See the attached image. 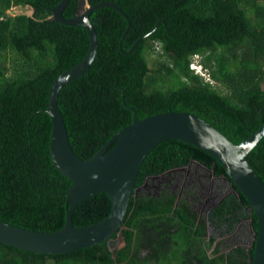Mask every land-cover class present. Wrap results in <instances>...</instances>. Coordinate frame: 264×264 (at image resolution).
Masks as SVG:
<instances>
[{
	"label": "trees",
	"instance_id": "1",
	"mask_svg": "<svg viewBox=\"0 0 264 264\" xmlns=\"http://www.w3.org/2000/svg\"><path fill=\"white\" fill-rule=\"evenodd\" d=\"M61 1L0 0V221L42 232L63 228L72 186L50 154L49 90L85 59L90 47L85 28L52 19V9ZM105 1L118 4L131 28L121 50L127 20L111 7L91 14L99 42L96 58L59 95L79 158L89 160L131 124L133 112L123 99L138 120L167 111L190 112L234 144L264 124V0H88L92 6ZM28 5L35 8L33 16L4 18L13 8ZM78 10L79 0H70L63 15L73 18ZM148 54L154 55L150 61ZM197 55L207 76L192 68ZM192 159L210 167L215 163L217 173L226 174L202 149L169 140L148 155L136 188L148 175ZM248 161L264 182V138ZM176 197L171 192L134 193L122 225V245L114 252L107 242L61 255L0 243V264H239V256L231 254L227 262L219 249L210 251L206 221L197 224L196 212L185 201L176 204ZM111 210L106 193L94 195L75 209L74 225L100 222ZM252 224L257 235L255 214ZM243 253L241 264H248Z\"/></svg>",
	"mask_w": 264,
	"mask_h": 264
},
{
	"label": "water",
	"instance_id": "2",
	"mask_svg": "<svg viewBox=\"0 0 264 264\" xmlns=\"http://www.w3.org/2000/svg\"><path fill=\"white\" fill-rule=\"evenodd\" d=\"M69 2L62 0L53 8L52 19L63 25L85 28L90 47L82 62L52 83L45 110L52 122L49 148L52 161L72 182L66 194L69 198L66 221L62 229L54 232L24 229L0 221V243L33 253L61 255L107 242L114 252L122 245L123 221L131 198L137 192L136 184L146 158L160 143L179 140L215 157L228 178L247 199L259 226L253 240L254 256H250L249 264H264V182L248 161L249 153L264 138V124L248 139L234 144L208 121L190 112L167 111L138 120L136 110L123 99L124 106L133 112L131 124L117 132L89 160H82L76 155L59 107V95L69 82L87 73L96 58L99 42L96 28L90 19L91 14L99 8L111 7L127 20L128 26L120 40L121 50L122 42L131 28V20L117 3L105 1L92 6L88 0H79L76 16L65 18L63 14ZM34 12L35 8L28 5L21 8L20 14L33 16ZM9 15L17 14L10 10L4 18ZM142 39L125 54L132 53ZM100 193L109 196L112 202L111 213L100 222L76 227L73 222L75 209L88 198Z\"/></svg>",
	"mask_w": 264,
	"mask_h": 264
},
{
	"label": "flooded vegetation",
	"instance_id": "3",
	"mask_svg": "<svg viewBox=\"0 0 264 264\" xmlns=\"http://www.w3.org/2000/svg\"><path fill=\"white\" fill-rule=\"evenodd\" d=\"M234 185L226 174L217 173L215 163L210 167L192 159L184 165H173L159 174L148 175L136 194L177 195L176 204L185 201L196 212L197 224L201 219L206 221L207 242L212 241L210 251L219 249V255H225L227 262L229 255L239 256L241 264L245 250L250 263L255 235L253 211L250 204L242 201Z\"/></svg>",
	"mask_w": 264,
	"mask_h": 264
},
{
	"label": "rangeland",
	"instance_id": "4",
	"mask_svg": "<svg viewBox=\"0 0 264 264\" xmlns=\"http://www.w3.org/2000/svg\"><path fill=\"white\" fill-rule=\"evenodd\" d=\"M12 10H14V11H16V14H20L21 13V7H15V8H13ZM31 14V13H30ZM154 57V55L153 54H148V60L150 61V60H152V58ZM201 59H202V57L200 56V55H197V56H195V61L193 62V64H192V68L193 69H195V66L196 65H201V63H200V61H201ZM196 70V69H195ZM198 73H200L199 71H201L202 73H200L201 75H203V76H207V74H206V70H205V68H202V70H200V69H198V70H196ZM254 234H253V240H254ZM222 240V239H221ZM220 241V240H219ZM212 242V241H211ZM115 246H116V244H115Z\"/></svg>",
	"mask_w": 264,
	"mask_h": 264
},
{
	"label": "built area",
	"instance_id": "5",
	"mask_svg": "<svg viewBox=\"0 0 264 264\" xmlns=\"http://www.w3.org/2000/svg\"><path fill=\"white\" fill-rule=\"evenodd\" d=\"M158 50H160L159 47H158ZM202 68H204V67L201 66V65H196V66H195V69H196V70H198V69L202 70ZM199 72L202 73L201 71H199Z\"/></svg>",
	"mask_w": 264,
	"mask_h": 264
},
{
	"label": "bare ground",
	"instance_id": "6",
	"mask_svg": "<svg viewBox=\"0 0 264 264\" xmlns=\"http://www.w3.org/2000/svg\"><path fill=\"white\" fill-rule=\"evenodd\" d=\"M77 14V13H76ZM232 142V141H231Z\"/></svg>",
	"mask_w": 264,
	"mask_h": 264
}]
</instances>
